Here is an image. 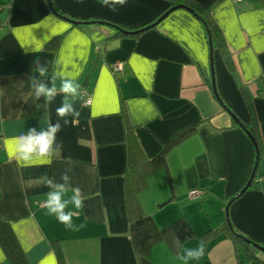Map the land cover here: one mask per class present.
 <instances>
[{"label": "crops", "instance_id": "0c3cea01", "mask_svg": "<svg viewBox=\"0 0 264 264\" xmlns=\"http://www.w3.org/2000/svg\"><path fill=\"white\" fill-rule=\"evenodd\" d=\"M194 1L209 6L231 67L215 42L210 49L202 21L187 7L136 32L165 0H128L116 12L98 0H0V264H184L183 250L201 241L204 254L188 264H254L219 226L228 214L239 233L264 246V6ZM37 59L47 62L49 79L60 74L57 88L62 78H75L79 93L85 89L91 98L84 107L75 101L80 115L67 117V126L60 120L61 147L51 163L25 162L13 151L15 138L58 119L63 95L45 105L30 87L31 76L45 79L35 70ZM123 111L149 158L197 123L137 194L142 212L159 227L185 217L195 235L156 241L144 256L133 249L125 208ZM234 117L255 122L260 149L250 184L235 198L250 177L255 147ZM65 170L84 197L82 208L66 209L74 225H85L78 230L39 206L50 191L39 178L60 182ZM191 188L202 195L190 199Z\"/></svg>", "mask_w": 264, "mask_h": 264}, {"label": "trees", "instance_id": "16d2710c", "mask_svg": "<svg viewBox=\"0 0 264 264\" xmlns=\"http://www.w3.org/2000/svg\"><path fill=\"white\" fill-rule=\"evenodd\" d=\"M167 5L154 18L142 24V27L148 26L147 23H153L160 19L162 14L172 7H187L191 9L197 17L202 21L206 35L209 41L215 42L218 49L221 51L223 59L228 67H231V55L227 51L221 31L215 21L209 15V6H203L194 0H165ZM264 6V0H256ZM105 22L104 20H101ZM111 23V22H110ZM144 25V26H143ZM150 25V24H149ZM114 26L119 31H124L121 26ZM139 27V26H138ZM141 25L136 32L141 31ZM250 103V102H249ZM125 117V142L127 149V162L124 176V195L125 208L129 222V235L135 252L139 255H145L149 247L156 241L164 238L173 237L178 242L190 239L195 235V232L185 217H179L169 224L159 227L150 215L142 212L139 205L137 194L147 185V178L166 167V155L172 147L181 142L187 136L192 134L197 126V123L191 124L174 133L167 143L162 147L161 151L154 157H147L136 137L133 125L127 118L126 112L123 111ZM235 118V117H234ZM237 121V120H236ZM239 124V121H237ZM245 130L250 134L255 147V158L252 166V171L257 169L260 160L259 139L255 132V122L249 125H244ZM255 168V169H254ZM250 173V175H251ZM249 175V176H250ZM221 231H225L237 244L241 246L242 251L247 258L254 264H264V255H258V248L254 243L262 246L255 240L239 233L231 224L228 214H226L225 222L219 226ZM213 229H208L200 234L199 237L208 235ZM264 248V246H262Z\"/></svg>", "mask_w": 264, "mask_h": 264}, {"label": "clouds", "instance_id": "9594fccd", "mask_svg": "<svg viewBox=\"0 0 264 264\" xmlns=\"http://www.w3.org/2000/svg\"><path fill=\"white\" fill-rule=\"evenodd\" d=\"M83 3V0H78ZM101 6L107 7L110 11L116 12L119 7L127 4L128 0H98ZM35 70L44 80L38 79L35 76L30 77V87L36 99L41 96L45 99V105L53 102L57 95H63L61 105L56 109L57 121L53 124L49 121L46 128H42L39 132L36 128H30L26 134H21L15 138L13 142L14 153L23 161L29 162L33 157L46 159L51 163L52 159L60 150L61 145L56 140V134L62 130L63 126H67L70 121L67 117H73V120L79 117L80 112L75 107V101H81V107L86 106L83 102V97L79 93L80 85L75 78H62L59 88L56 85V79L60 76L59 73H54L50 79L48 78L47 62L42 63L39 59L35 61ZM49 83L51 86H49ZM39 107V105H37ZM63 120V126L60 123ZM38 184H42L50 189L47 193L46 206L49 214H54L57 219L65 225L66 228L78 230L85 225L82 223L76 226L72 222L73 213L66 211L69 204L79 209L83 207V193L78 187L73 188L71 185V177L68 170L61 174L60 182H57L54 177L42 175L39 178ZM32 186V185H30ZM72 195L65 199L68 192ZM177 243H179L177 241ZM204 254V242L201 241L197 248H185L179 259L188 264L190 260H198Z\"/></svg>", "mask_w": 264, "mask_h": 264}, {"label": "water", "instance_id": "95a60500", "mask_svg": "<svg viewBox=\"0 0 264 264\" xmlns=\"http://www.w3.org/2000/svg\"><path fill=\"white\" fill-rule=\"evenodd\" d=\"M175 8H177V7H172V8H170V9H168L166 12H164L163 14H162V16L160 17V19L162 18V17H164L166 14H168L170 11H172L173 9H175ZM155 23L156 22H153V23H151L150 25H148V26H144V27H142L140 30H143V29H146L147 27H149V26H152V25H155ZM209 46H210V49H212V43H211V41H209ZM214 92H215V90H214ZM216 93V92H215ZM235 119L237 120V121H239L236 117H235ZM239 124L244 128V125L239 121ZM244 130H245V128H244ZM245 132L250 136V134H249V132L247 131V129L245 130ZM255 169V168H254ZM254 170L252 171V173H251V175H250V177H249V179L247 180V182L245 183V185L237 192V194L235 195V196H233V198H235V197H237V196H239V195H241L244 191H245V189L248 187V185L250 184V182H251V180H252V178H253V175H254ZM233 198H231L229 201H231ZM229 203V202H228ZM254 246L256 247V248H258L261 252H263L264 253V248L262 247V246H259L258 244H256V243H254Z\"/></svg>", "mask_w": 264, "mask_h": 264}, {"label": "built area", "instance_id": "2783aa9c", "mask_svg": "<svg viewBox=\"0 0 264 264\" xmlns=\"http://www.w3.org/2000/svg\"><path fill=\"white\" fill-rule=\"evenodd\" d=\"M115 69H119V66H115ZM81 96L83 97V102L86 105H89L91 103V98L88 95L87 90L82 89L80 92ZM202 195V191L199 188H191L188 191V197L190 199H197ZM39 206H46V201L40 202Z\"/></svg>", "mask_w": 264, "mask_h": 264}]
</instances>
